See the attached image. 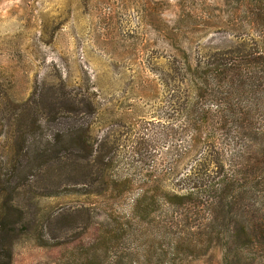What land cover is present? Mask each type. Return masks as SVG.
I'll list each match as a JSON object with an SVG mask.
<instances>
[{
  "label": "rangeland",
  "instance_id": "rangeland-1",
  "mask_svg": "<svg viewBox=\"0 0 264 264\" xmlns=\"http://www.w3.org/2000/svg\"><path fill=\"white\" fill-rule=\"evenodd\" d=\"M263 35L264 0H0L10 264H264L262 242L226 258L222 247L227 225L264 221V90L240 98L246 119L236 154L224 158L237 170L233 187L201 194L191 208L135 204L145 191L181 193L198 165L193 120L179 107L194 91L172 68L181 51L197 60L262 44ZM80 153L88 181L72 170ZM101 158L110 161L103 189Z\"/></svg>",
  "mask_w": 264,
  "mask_h": 264
},
{
  "label": "trees",
  "instance_id": "trees-1",
  "mask_svg": "<svg viewBox=\"0 0 264 264\" xmlns=\"http://www.w3.org/2000/svg\"><path fill=\"white\" fill-rule=\"evenodd\" d=\"M263 40L264 37H262V41L260 40L262 44L255 43L250 48L236 45L206 51L197 60H192L185 50L181 51L184 56L183 60L173 64L172 68L174 73L180 74L183 70V73L187 74L191 91H194L188 104L182 102L179 107L182 106V109L189 111L193 120L192 129L198 136L196 145L200 149L197 157L198 165L193 173L185 178L187 186L181 193L158 194L152 191L148 194V191L142 192L135 199V204L139 209L149 208V213H151L162 204H180L182 207L191 208L201 201L198 200L201 194L209 195L210 192H216L219 188L227 189L235 185V180L238 179L234 174L237 170L230 167L227 171L224 167V158L229 152L233 155L236 154L234 132L242 127V123L246 119L245 113L240 110V98L247 92L256 93L264 90ZM208 82L209 88L206 86ZM256 133L253 132V134ZM71 134H74V131ZM78 142L81 145L78 146L80 150H84V147L89 149V144L83 139L78 138ZM56 144L57 140L53 147ZM19 149L20 146L15 145L13 153L16 154ZM56 151L53 149L51 153L55 155ZM84 155L80 153L72 160V170L75 169V172L78 170V174H75L76 178L88 181V178H84L86 174L79 171L83 166L81 160L86 158ZM98 162L99 174L97 173V175L103 185L101 189H103L105 188V179L102 178V174L104 169L109 167L110 161H104L101 158L98 159ZM8 163L13 169L17 165L13 156ZM211 164L215 166V169ZM70 165L71 163H68V166ZM20 177L24 180V176ZM102 191L97 189L95 193ZM204 201H208V198H205ZM4 211L0 207V264H10L15 227L6 219ZM227 229L230 232V237L226 236V239L222 240L225 258L229 257L231 253H238L240 246L247 242L255 240L264 243V221L256 223L253 230H250L245 223L236 222L227 225Z\"/></svg>",
  "mask_w": 264,
  "mask_h": 264
}]
</instances>
